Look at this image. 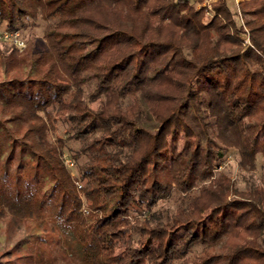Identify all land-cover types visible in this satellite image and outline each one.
<instances>
[{"label": "trees", "instance_id": "obj_1", "mask_svg": "<svg viewBox=\"0 0 264 264\" xmlns=\"http://www.w3.org/2000/svg\"><path fill=\"white\" fill-rule=\"evenodd\" d=\"M237 8L252 47L226 0L210 19L188 0H0L9 32L46 23L42 48L0 41V221L43 231L49 216L77 264H264V187L232 197L214 177L228 149L264 167V0ZM58 122L81 145L77 177L51 140ZM172 192L175 210H154Z\"/></svg>", "mask_w": 264, "mask_h": 264}, {"label": "rangeland", "instance_id": "obj_2", "mask_svg": "<svg viewBox=\"0 0 264 264\" xmlns=\"http://www.w3.org/2000/svg\"><path fill=\"white\" fill-rule=\"evenodd\" d=\"M188 1L189 3L193 4L195 8H203L204 15L207 19H210L214 16L213 5L216 0H212V2L209 4L210 9L208 8V4L205 3V0H202L201 4H197L196 0ZM226 1L230 10L235 14L236 23L241 27V33L239 37L242 41L243 46L252 47V44L249 40L248 29L244 23L245 17L240 14V11L237 8V4L242 2L243 0ZM5 25L6 22H2V24L0 25L1 30L4 28ZM45 27L46 23L40 18H38L31 22L29 28L22 30L20 35L25 41H34L38 46L42 48V36ZM261 42L264 43V39H261ZM1 43L3 44L6 42L1 41ZM6 44L12 45L8 43ZM17 50L22 51L19 49ZM2 77L3 75L0 71V80L2 79ZM86 90V92L89 91L88 88ZM89 104L92 109L106 108L110 105L108 98L105 95H102L94 101L90 100ZM50 136L52 141H54L56 137H60L63 139L64 145L60 149L61 158L70 174L73 177H77L78 167L85 161V157L82 154H80L77 159H74V155L79 152V149L81 147L80 143L69 138V135L67 133V125L63 122L57 123V128L55 132L51 133ZM180 143H182V141ZM15 153L16 159L14 160L11 166L6 167L7 171L10 173L16 170V165L18 161L17 154L19 153V150L15 149ZM21 156L22 158H24L27 156V153H22ZM220 172L229 176L233 181L234 191L231 194L232 197H247L249 194L248 192L251 189H253V191L255 192L256 198L261 195V189L262 187H264V167H262V159L260 155H257L255 170L253 172H247L239 166L238 153L234 149H228L225 152L220 164L214 169V177H216ZM176 197L177 194L175 192H172L169 197L160 201L154 208V210L174 211L176 208ZM82 206L86 208L85 205ZM42 221L43 231L41 229L38 230L36 227H34L32 223H27L25 225L27 229H10L8 226L5 225V223L0 221V262L5 261V251L14 247V245L18 243V241L23 236H27L33 233L34 231L40 232L41 234L42 231V233L44 234L43 236L46 239V242L44 244H41L39 246L35 243L30 245L22 244L20 246V249H14L18 259H15L12 263L5 264H38L33 259L35 251H39L41 254V262L39 264H77L75 259L71 256L68 246H63L61 242L56 241V234L50 231L52 220L49 218V216L44 215L42 217ZM200 249V246H196L194 250L199 251ZM113 250L116 254L121 255L123 254L124 246L121 242H116V245L113 247Z\"/></svg>", "mask_w": 264, "mask_h": 264}, {"label": "built area", "instance_id": "obj_3", "mask_svg": "<svg viewBox=\"0 0 264 264\" xmlns=\"http://www.w3.org/2000/svg\"><path fill=\"white\" fill-rule=\"evenodd\" d=\"M211 2L212 0H205V3L208 4L209 9H210L209 4ZM0 40L2 42L12 44L16 49H19V50H22L26 44V41L21 37L19 32H9L6 29V25L4 26L2 30L0 28ZM76 185L78 188H81L83 186V182L76 181ZM81 211L85 214L87 213V209L84 206L81 207Z\"/></svg>", "mask_w": 264, "mask_h": 264}]
</instances>
